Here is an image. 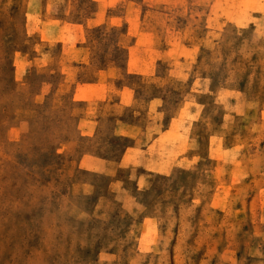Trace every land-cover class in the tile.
<instances>
[{
  "label": "rangeland",
  "instance_id": "374dc122",
  "mask_svg": "<svg viewBox=\"0 0 264 264\" xmlns=\"http://www.w3.org/2000/svg\"><path fill=\"white\" fill-rule=\"evenodd\" d=\"M0 264H264V0H0Z\"/></svg>",
  "mask_w": 264,
  "mask_h": 264
}]
</instances>
